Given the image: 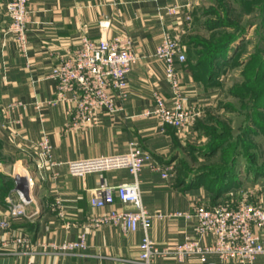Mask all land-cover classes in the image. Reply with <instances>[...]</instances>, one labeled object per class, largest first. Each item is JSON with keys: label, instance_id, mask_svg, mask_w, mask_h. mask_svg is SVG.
I'll use <instances>...</instances> for the list:
<instances>
[{"label": "crops", "instance_id": "crops-1", "mask_svg": "<svg viewBox=\"0 0 264 264\" xmlns=\"http://www.w3.org/2000/svg\"><path fill=\"white\" fill-rule=\"evenodd\" d=\"M199 0H27L30 22L27 25L26 46L17 44L12 33H3L8 23L4 13L5 0H0V173L13 179L14 186L0 196V264H136L139 240L143 229L124 231L111 222L95 224L94 219L105 215L110 206H92L89 195L92 188L100 184L95 173L83 177L69 176L64 162L76 157L120 153L130 142L141 145L157 161L168 164L181 159L180 147L186 131H179L171 125H161L155 115L144 116L143 111L152 108L153 91L159 92L170 103V91L164 78V62L152 55L155 45L164 32H170L180 39L188 22L186 16ZM177 6L175 13L166 7ZM110 19L109 36L122 34L131 38L137 59L126 75L128 82L125 98L114 96L116 111L103 113L98 124L85 131L67 129L69 121L65 105L43 103L35 109L34 103L51 100L55 81L50 77L58 53L64 54L79 45L81 36L91 39L99 37L97 23L100 18ZM185 61V60H184ZM188 63L177 64L182 94L186 104L195 105L205 112L212 103L216 87L204 79L194 77ZM196 76V74H195ZM22 99L25 109H7V104ZM21 113L19 124L12 120ZM47 132L53 147V159L59 176L51 179L47 172L40 180V174L33 164L36 142L42 132ZM172 150V157L170 151ZM170 157V158H169ZM29 172L33 185L29 189L25 173ZM244 171V170H243ZM239 169V185L254 192L253 201L264 205V179L249 171L248 175ZM175 175V174H174ZM264 175V173H263ZM109 184L132 180L126 169L105 171L102 174ZM140 195L150 212L160 210H188L199 199L206 205L229 198L232 190L222 192L213 198L203 187L189 185L194 178L187 174V180L178 184L167 182L159 173L144 166L140 172ZM181 180V178H180ZM19 181V182H17ZM174 182V183H173ZM184 184V185H183ZM18 185V188L16 187ZM28 195L25 215H12L8 209L9 199L19 202L18 192ZM60 200L59 206H54ZM113 207L118 208L116 201ZM129 208L130 205H125ZM194 220L180 217L155 218L149 227L150 237L158 243L180 241L194 230ZM264 239V228L253 229ZM25 234L36 244L31 253H20L13 243L16 235ZM85 236V248L70 252H55L50 247L37 246L43 242L59 243L64 240ZM205 237L203 241H210ZM209 259L217 261L214 255ZM257 260L264 264V256ZM182 264H201L191 256ZM219 264H238L235 260Z\"/></svg>", "mask_w": 264, "mask_h": 264}, {"label": "built area", "instance_id": "built-area-1", "mask_svg": "<svg viewBox=\"0 0 264 264\" xmlns=\"http://www.w3.org/2000/svg\"><path fill=\"white\" fill-rule=\"evenodd\" d=\"M177 6H168L166 10L175 13ZM4 13L8 23L3 33L14 34L17 44L24 50L27 41L26 29L30 22V11L27 0H5ZM187 20L190 19L186 16ZM110 19L100 18L97 23L99 37L91 39L86 34L81 36L79 45L66 53H58L56 62L50 72L54 78V95L51 100L36 101L35 109L43 103L53 105L62 102L69 121L67 129L85 131L87 127L99 123L103 113L116 111L114 96L125 98L127 95L126 75L135 64L137 55L132 40L127 35L109 36ZM164 62V78H166L170 103L164 95L153 91L152 108L143 111L148 117L155 115L161 125H171L179 131H186L202 116L203 111L195 105L186 104V96L182 94L180 79L177 75V64L184 63L185 53L178 36L164 32L161 40L155 45L152 53ZM27 103L22 99L7 104V109H25ZM21 113L12 120L19 124ZM120 153L76 157L64 162L69 176L83 177L95 173L100 184L90 192L89 203L96 207L110 206L107 213L95 218V224L111 222L124 231H135L139 227L143 234L139 240L136 264H182L191 256H195L201 264H219L235 260L238 264H260L258 255L264 256V239L253 229L255 226L264 228V205L252 197L254 192L245 187L232 190V196L224 198L213 205L197 201L188 210H171L150 212L140 195L139 172L144 166L159 173L167 182L174 179L175 168L172 162L161 163L152 157L150 152L134 142ZM33 164L40 174V180L47 172L51 179L59 176L56 166L60 163L53 159V147L47 132L43 131L36 142ZM126 169L132 180L109 184L103 179L105 171ZM26 172V171H25ZM25 181L33 185L29 172L25 173ZM19 202L9 199L8 209L12 215H25V205L29 202L25 192H18ZM118 201L119 207H113ZM56 200L54 206H59ZM125 205H130L126 208ZM180 217L194 220V230L180 241L172 243L155 242L149 235V227L155 218ZM7 221L0 225L6 227ZM210 241H203L205 237ZM13 243L20 253L34 250V245L25 234L14 236ZM37 246L50 247L55 252H70L76 248H85V236L80 234L77 239L64 240L59 243ZM214 255L217 261L209 259ZM27 264H30L28 262Z\"/></svg>", "mask_w": 264, "mask_h": 264}, {"label": "rangeland", "instance_id": "rangeland-1", "mask_svg": "<svg viewBox=\"0 0 264 264\" xmlns=\"http://www.w3.org/2000/svg\"><path fill=\"white\" fill-rule=\"evenodd\" d=\"M192 12L179 39L185 53L184 63H188V54L195 60L199 54L193 53L219 36L242 34L233 42L231 61L219 69L212 103L184 136L186 146L180 147L182 158L174 160L173 181L178 184L187 180V174L199 175L210 163L217 162L219 152L211 156L204 146L208 140L219 138V133L227 139L224 145L227 143L228 149L237 141L245 147L241 151L248 157L254 153L255 164L264 167V108L256 107L264 105V0H199ZM238 159L240 169L244 170L240 175L251 177L243 166L246 159L241 155ZM257 175L264 179L263 173Z\"/></svg>", "mask_w": 264, "mask_h": 264}, {"label": "trees", "instance_id": "trees-1", "mask_svg": "<svg viewBox=\"0 0 264 264\" xmlns=\"http://www.w3.org/2000/svg\"><path fill=\"white\" fill-rule=\"evenodd\" d=\"M241 34H233L229 38H222L219 36L213 43L205 44L203 50L193 53L199 54L197 57L194 56L196 59L193 61L188 54L187 61L188 64H190L189 67L194 77L199 79L202 78L207 83L216 85L218 83L217 76L219 74V69L222 64L231 61L234 51L233 42L238 39ZM256 107L264 108V105L261 104ZM253 125L258 126L255 123H253ZM217 136L219 138L214 137L208 140L207 144L204 146L206 153L211 156L219 152L217 162L210 163L199 175H195L189 183V185L193 187L205 188L209 193H212L213 198H218L225 190L235 188L239 185V155L246 159L247 164L243 165L246 166V170L254 171L255 175L264 173V167L255 164L256 159H254V153L252 154L251 152L248 157L246 152L243 150L241 151V149H245V147L238 145L237 141H233L228 149L227 143L224 145L227 139L220 137V133ZM14 182L15 181L8 175L0 173L1 197H4L10 191L14 186Z\"/></svg>", "mask_w": 264, "mask_h": 264}, {"label": "water", "instance_id": "water-1", "mask_svg": "<svg viewBox=\"0 0 264 264\" xmlns=\"http://www.w3.org/2000/svg\"><path fill=\"white\" fill-rule=\"evenodd\" d=\"M17 182H19V181H17ZM16 187L18 188V185H16Z\"/></svg>", "mask_w": 264, "mask_h": 264}]
</instances>
